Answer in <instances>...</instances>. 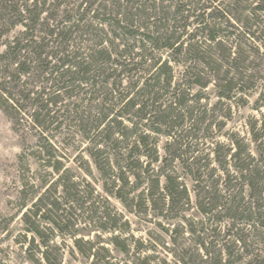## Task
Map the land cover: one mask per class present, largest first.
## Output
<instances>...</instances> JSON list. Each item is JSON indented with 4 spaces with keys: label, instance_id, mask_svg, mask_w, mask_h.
Wrapping results in <instances>:
<instances>
[{
    "label": "rangeland",
    "instance_id": "rangeland-1",
    "mask_svg": "<svg viewBox=\"0 0 264 264\" xmlns=\"http://www.w3.org/2000/svg\"><path fill=\"white\" fill-rule=\"evenodd\" d=\"M4 1L0 0V264L46 262L36 248L32 249L34 255L28 250L35 237L26 230L25 215L46 193L65 194L59 183L61 175L71 176L82 196L89 197L92 191L96 205L120 218L102 230L104 219L90 221L88 213H82L73 229L76 237L70 235L71 229L64 237L55 233L50 244L59 247L65 264L95 261L81 254L77 238L83 239L84 250L89 248L86 241L96 248L106 247L111 262H146L148 258L153 264H264V232L247 221L251 189L247 181L238 178L237 169L248 165L246 154L255 158L252 163L264 167L260 158L264 147V0H11L10 10H3ZM140 8L134 17L135 27L147 26L148 34L171 35L174 41L183 42V48H192L191 53H178L147 45L145 62L140 63L142 57L135 54L143 48L138 42L130 65L123 71L114 65L116 75L112 78L118 77L121 84L119 91L113 92L114 102L120 91L141 102L145 99L136 93L140 81L148 79L152 84L157 70L154 64L169 59L168 67L160 71L170 85L156 90L152 95L156 103L147 108L154 115L155 106L162 105L163 112L156 116L160 120L156 126L162 131L141 130L154 139L156 153L139 147L140 185L135 190L124 187L122 200L109 193L116 189L105 185V176L90 155L93 128L88 135L89 126L80 124L81 118L102 113L101 107L108 104L103 105L101 93L86 94V84L77 86L82 74L65 69L66 76L59 72L60 78L52 81L56 74L51 68L60 66L63 54L86 55L100 46L107 47L113 59L118 58L116 52L123 45L113 38L106 19L113 21L122 18L124 11L131 14ZM213 27L215 41L208 39ZM10 46L24 48L17 60L27 61L28 73L16 69L18 61L6 54ZM33 47H40L42 58L47 55L50 65L38 66ZM73 79L75 82L70 81ZM138 81L139 87L132 89ZM226 81H231L230 92L224 89ZM178 85L181 105L170 101ZM47 102L54 123L45 118L48 109L40 110ZM137 107L124 110L127 131L137 120ZM165 122L175 124V135L168 134ZM143 123L151 124V120ZM49 143L56 149L55 159L63 163L60 174L43 165ZM238 150L243 151L241 159L235 158ZM168 177L180 184L175 205L166 190ZM157 179L158 187L153 188L152 180ZM129 180L130 185L135 182L132 175ZM228 195H235L246 209L236 212L226 199ZM237 213L238 217H232ZM46 227L43 222L40 229ZM118 234L128 244L129 254L112 244ZM35 244L41 240L35 238ZM206 246L211 251L209 257Z\"/></svg>",
    "mask_w": 264,
    "mask_h": 264
},
{
    "label": "trees",
    "instance_id": "trees-1",
    "mask_svg": "<svg viewBox=\"0 0 264 264\" xmlns=\"http://www.w3.org/2000/svg\"><path fill=\"white\" fill-rule=\"evenodd\" d=\"M9 1H4L6 5L3 10H10L9 7H12V1L10 3ZM34 3L35 4L33 5L34 7H36L37 2L34 1ZM26 10H28V12L32 13L34 16L37 15V13L34 12V9L31 10L29 8H26ZM140 10L141 8L136 10V13L133 12L131 14L127 13V11H124V14L121 16L122 18H115V20L113 21L111 19H106L107 24L110 25L111 32L114 35L113 38L119 40L118 45H120L121 43L123 45V49H121L120 52H116L118 58L113 59V54L111 53V51L109 52L107 47L105 46H100L90 51L89 53H86V55H83L82 52H77L73 55L69 53L66 55L63 54L64 57L60 56L59 59L61 61L60 66L56 65L54 66V68H51L52 71H54V73L56 74L55 78H53L52 81L56 80V78H60V75L66 76L68 70L65 69L74 70L76 75L82 74L77 86L80 87L83 83L86 84V86H88L86 94L101 93L103 95V105L108 104V106L101 107L102 113L95 116L88 115L87 117L81 118L80 124L86 127L89 126L90 131L87 132L88 135L93 128V136L90 138V141H92L90 155L93 158V161L98 170L105 176V185H111L112 189H116L113 193H109L113 194L117 198H121L122 200L124 198L121 194V191L124 189V187L130 186L132 190H135L140 185V182L138 181L141 180V176L139 174L140 172L138 171L140 169L143 170V168L140 167L141 162L139 147L142 146L149 154L156 153L154 147L155 143L154 141H152L153 138H151V136L148 134H144V132H141V130L144 127H150L152 131H162L160 127L156 126L160 124V120L156 116L163 112V110L161 109L162 105L160 104L157 107L155 106L156 110H154V115H151L152 110L150 111L151 113H148L147 108L150 105L154 106V104L156 103V100L152 97V95L154 96L155 94H157L156 90H161L164 86L168 88L170 85L169 78L160 71V69L168 67L169 59L168 61L166 60L162 63L157 62L154 64L157 70L154 73V82L152 84H149L148 79H145L143 81H140L142 83V86L139 87V81L137 83L135 82V84L131 86L132 89L139 87L136 93L138 94V96L145 99V101L141 100V102H139V100L134 97L127 98L128 92L124 93L120 91V98L117 99L116 102H114V99L116 97L114 96L113 92L119 91L120 86L118 85L120 84V80L118 77L112 78V75H116L115 71L119 66L122 68L121 71H123V67H126L127 65H130L132 63L131 58H133L132 56L135 53L134 49L137 48L136 43L138 42L141 43L139 45V48H143V52H136L135 54L142 57L140 63L145 62L144 56H147V45H150V47L152 48L168 47L176 50V52L178 53H183L184 50H186V52L188 50V52L191 53L190 50L192 48V45H188L189 47L187 46L186 48H183V42H180V40L178 41L177 39H175L174 41L171 35L168 36L166 34V36H162L159 34H155L154 32L148 34V31H146L148 29L147 26L138 25L137 27H135L134 17L136 16L137 11L140 12ZM210 29L211 30L210 34L208 35V39L211 41H215L217 39V34L215 33L216 29L215 27ZM51 33L59 36V33H56L55 31H51ZM129 41H132V44H129ZM162 44L163 46H160ZM39 48L33 47V51L36 50L34 51V53L37 55V61H39L38 66L41 65V67H44L50 65L51 62H48V56L45 55V57L42 58L44 53L39 51ZM66 48L68 49V46ZM23 50L24 48L18 49L17 46H10L7 49L6 54L14 56V61H18L17 55ZM77 58L80 61L77 62ZM128 59L130 61L127 62ZM15 64L17 65L16 69L19 72L22 71L28 73L27 61H18L15 62ZM114 65L116 66V69L114 68ZM187 68L189 67L187 66ZM90 72H93V74L88 75ZM101 77H103L102 80ZM70 81L75 82V79ZM225 84L226 85H224V89L230 92L231 81H226ZM173 90V94L170 96L171 103H175L176 105L184 104V102L178 99L180 85H178ZM227 97L229 98L230 96ZM48 105L49 102H47L46 105H43L40 110L42 111L43 109H48L45 114V118H48L52 123H54L55 116H51V112L53 109L48 108ZM136 106H138L135 111L137 113V120H134L133 118L130 119L131 121H134L132 122V127L128 130V132L123 126L124 117L127 115L124 114V110L128 108L134 109ZM92 117L93 119H91ZM144 120H151V124L143 123ZM165 124L169 126L168 134H174L173 129L176 127L175 124H172L170 122H165ZM101 126L103 127L101 128ZM262 129L264 132V126ZM131 138H135L133 142H130ZM47 145L48 151H45V153H47V156L44 153L43 165L52 167L55 172L60 174L63 163L59 159H55L56 155L54 154V152H56V149L54 148V146L50 143ZM40 150L43 152L44 148H41ZM242 154L243 151L238 150V152H236L235 154V158L241 159ZM245 156H247V159L249 160L248 165L246 167L241 166L237 169L239 175L238 178H242L247 181L246 183L251 189V201L248 207L250 209V213L246 214L248 217L247 221L250 226H253L254 228H257L264 232V207H262L264 205L261 204L262 202H264V167L259 163H252L254 162L255 158H251L250 155L248 156V154H246ZM260 158L262 163L264 164V147L260 149ZM86 170L88 171L87 174L91 177L92 171L89 170V168ZM145 170L147 172H150V169L148 168H146ZM131 175L135 179V182L132 185H130L129 180ZM167 180L168 183L166 185V190L168 193V197L172 198L171 203L172 205H175L177 204L176 199L180 197V184L175 182V178L172 177H168ZM59 183H62L61 185L64 187L65 194L63 196H56L55 192L49 195L48 192L44 197L42 196L41 198H39L34 204V209L30 210L28 215H25V221L28 225L26 230L29 233H32L35 238L41 240V244H35L34 238L32 246L30 244V248H28V250L33 255L34 253H36V251L40 252L46 260V262H31L33 264H65L64 262H61V258L59 257V247L52 246L50 244V241L53 239L55 233H58L60 236L64 237L67 235V231H69L70 229L72 230V233L70 235L76 237L77 230L73 229L77 223V217L82 213H88L90 221L95 220L96 218L101 221L104 219V222H102L103 226L101 225L102 230H106V226L108 224L115 223L117 222V219H120L116 218L115 216L112 217L108 209H104L99 205H96L97 200L96 203L91 200V196L93 194L91 190V192L89 193V197L82 196L81 191L76 187L78 184L71 182V176L61 175L59 177ZM158 183V179L152 180V187L157 188ZM90 185L91 184L88 181L87 187L91 188ZM226 197L231 206L235 208V211L241 210L242 212L244 211V209H246V207L243 209V206H241L242 201L235 195H228ZM206 198L207 197H205V199ZM205 213L209 215L210 212H207L205 210ZM238 216L239 214L237 213L232 217ZM211 217L212 215L210 214L208 216V219H211ZM43 222H45L47 225L45 231L40 229V226L43 224ZM49 223L51 224L49 225ZM195 232L196 231L194 230V233ZM111 242L119 251L129 254L130 250L128 248V244H126L124 240H121V235H115L112 238ZM75 243L83 256H91L95 259L94 262H87V264H153V262L147 261L149 260L148 258L144 260L146 262H111V256L109 255V250L106 247L101 246L96 248L94 243H92L91 241H86L85 243L89 244V248L88 250H84L81 248V243H83L82 238H77ZM35 248L36 251L33 253L32 249ZM137 250H139V247L137 248ZM206 255L208 257L209 255H211L210 248H207V246ZM31 258L34 259V257ZM106 258L108 259L106 260ZM199 263L211 264V262ZM163 264L168 263L163 262ZM183 264L189 263L183 262ZM224 264L248 263L225 262Z\"/></svg>",
    "mask_w": 264,
    "mask_h": 264
}]
</instances>
